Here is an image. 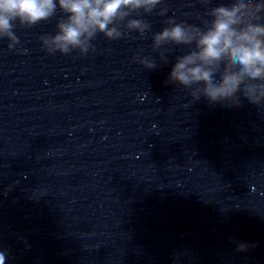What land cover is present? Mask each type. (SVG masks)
Here are the masks:
<instances>
[{
  "label": "clouds",
  "instance_id": "9594fccd",
  "mask_svg": "<svg viewBox=\"0 0 264 264\" xmlns=\"http://www.w3.org/2000/svg\"><path fill=\"white\" fill-rule=\"evenodd\" d=\"M204 5L202 26L177 22L169 17L161 31L153 34V51L160 50L162 63H168L165 46H183L189 50L175 57L166 83L190 90L194 100L201 96L209 103L229 106L240 103V94L250 103L264 106V0H231L228 4ZM162 0H0V38H7L12 49L19 41L14 28H30L63 13L56 23L55 34L40 37L46 52L81 55L94 51L98 33L108 40H118L128 33L141 36L150 29L133 13H151ZM167 12L160 7L159 15ZM146 69L157 63L139 55L133 58ZM218 77V78H217ZM237 251L253 245L237 241ZM0 253V264H4Z\"/></svg>",
  "mask_w": 264,
  "mask_h": 264
}]
</instances>
